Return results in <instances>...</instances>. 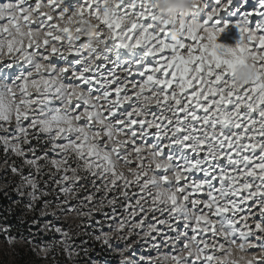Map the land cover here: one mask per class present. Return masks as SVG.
Segmentation results:
<instances>
[{
    "label": "snow or ice",
    "instance_id": "obj_1",
    "mask_svg": "<svg viewBox=\"0 0 264 264\" xmlns=\"http://www.w3.org/2000/svg\"><path fill=\"white\" fill-rule=\"evenodd\" d=\"M206 4L178 22L181 39L173 41L177 21L159 14L155 0L0 2V146L17 158L6 168L23 182L15 191L27 210L47 209L42 216L76 211L88 221L79 225L85 235L90 227L104 246L146 249L119 264H154L162 252L176 264H238L218 259L237 242L264 251V31L248 27V17L264 14V0L258 10L244 0ZM198 8L203 22L194 18ZM236 9L240 41L218 43V17ZM86 18L98 21L99 44L85 45ZM117 48H142L150 59L114 63ZM249 51L261 71L237 84ZM25 165L49 180L41 186ZM45 227L71 254L69 233ZM141 231L134 246L129 239ZM180 249L194 251L181 257Z\"/></svg>",
    "mask_w": 264,
    "mask_h": 264
},
{
    "label": "rangeland",
    "instance_id": "obj_2",
    "mask_svg": "<svg viewBox=\"0 0 264 264\" xmlns=\"http://www.w3.org/2000/svg\"><path fill=\"white\" fill-rule=\"evenodd\" d=\"M0 2H4V0H0ZM209 2L212 3L213 0H209ZM244 4H247V10H251V8L258 10L259 0H244ZM244 4H241L240 7L243 8ZM205 7H207V4ZM199 10H196L193 15L197 22H203L207 14L203 10ZM237 11L239 9L233 10L225 16L218 17L216 26L223 28V31L217 41L231 39V31L234 29L240 30L236 26V21L241 18L237 16ZM242 15L243 12H241ZM233 17L235 18L233 19ZM209 26H211V22H209ZM248 27L263 31L264 14L248 17ZM114 45L115 42H110V46L114 47ZM111 59L114 63L131 64L137 60L147 62L150 58L144 56V49L142 48L134 50L117 48L111 54ZM106 67L110 68L111 65H106ZM16 160L17 158L11 153L6 155L2 146H0V228H10L8 233L0 232V264H33L32 256H34L36 261L35 264H119L125 256L128 259L135 260L146 251V249L137 247L135 255H132L122 246H104L102 241H96L95 235L91 234L92 229L90 227L87 229L90 234L85 235L86 229L79 227V225L87 224L88 221L81 220L80 214L76 211L63 214L57 212L59 218H55L51 215L42 216L41 212L48 211L42 205H38V210L35 212L27 210L25 207L28 203L27 199L17 195L15 191L17 187L23 189V182L19 176L11 171H6L7 166ZM17 163L23 165V161H17ZM30 171L33 173V179L40 183L41 186L44 185L45 181L49 180V175L36 174L35 169L30 170L25 165L24 174L28 175ZM46 172L51 174L53 169L48 167ZM90 193L91 189L87 192H80L78 189L76 195L83 197ZM99 195L97 193V197ZM68 199L72 202L71 195H69ZM53 210L56 209L54 208ZM105 211H110V208L106 206ZM84 214L87 215V209L84 210ZM118 214L124 215V212L118 209ZM10 215H12V218H10ZM94 218L101 219L102 217L99 212H96L94 213ZM139 219L140 217L135 218L133 224L138 222ZM49 221L69 233L67 243L71 246V254L64 249L63 244L58 243L65 238L60 233L52 231L50 227H45ZM158 227L160 226L158 225ZM105 231L108 232L110 237H114L116 240L120 239V234L116 231H109L107 227ZM6 235L13 238L11 242L6 239ZM123 235L128 237V232L125 231ZM143 236L144 232L141 231L134 239L130 238L129 242L135 246L136 241ZM82 241H87L88 243L83 244ZM49 245H55V247H49ZM109 247H111V250H109ZM84 248H87V251H84ZM157 254L153 253V256Z\"/></svg>",
    "mask_w": 264,
    "mask_h": 264
},
{
    "label": "clouds",
    "instance_id": "obj_3",
    "mask_svg": "<svg viewBox=\"0 0 264 264\" xmlns=\"http://www.w3.org/2000/svg\"><path fill=\"white\" fill-rule=\"evenodd\" d=\"M155 3L158 5L159 14L167 19H175L177 24L173 26L170 30V37L173 41L181 39V33L179 30L178 22L180 20H187L190 16V13L193 11L194 5H199L204 7L207 3V0H155ZM97 24L98 21L95 18H86V22L81 24L82 29L80 35L85 38V45L87 46L88 42L92 44H99L97 39ZM75 35V33H73ZM42 38V33L39 34ZM255 51V50H252ZM258 71H261V65L257 63L256 58L252 55L251 51L245 56V62L238 67L236 81L237 84H244L251 81L257 74ZM87 95V93H85ZM147 104L155 103L154 99H148L145 101ZM117 170H127L126 165L117 163ZM154 189L153 191H155ZM249 244H245L244 249L241 250L239 243H234L226 246L224 255L218 256L220 260H237L238 264H248L249 260H254L256 256L264 258V251L251 253L247 251ZM190 250L194 249H180L179 255L184 257ZM154 264H176V262L167 254V253H158L153 258Z\"/></svg>",
    "mask_w": 264,
    "mask_h": 264
},
{
    "label": "bare ground",
    "instance_id": "obj_4",
    "mask_svg": "<svg viewBox=\"0 0 264 264\" xmlns=\"http://www.w3.org/2000/svg\"><path fill=\"white\" fill-rule=\"evenodd\" d=\"M197 10L200 11L199 8ZM263 31H264V29H263ZM231 35H232L231 39L221 40V41L219 40L221 42V44H225V45H235L238 41H240V39H241V32H240V30H237V29L232 30L231 31ZM219 41H218V43H220Z\"/></svg>",
    "mask_w": 264,
    "mask_h": 264
},
{
    "label": "trees",
    "instance_id": "obj_5",
    "mask_svg": "<svg viewBox=\"0 0 264 264\" xmlns=\"http://www.w3.org/2000/svg\"><path fill=\"white\" fill-rule=\"evenodd\" d=\"M10 218H12V215H10ZM19 257H21V256H19ZM31 260H32V263H33V264L36 263V261H35V259H34V256H32V259H31Z\"/></svg>",
    "mask_w": 264,
    "mask_h": 264
}]
</instances>
